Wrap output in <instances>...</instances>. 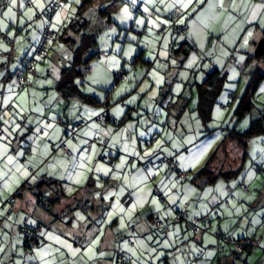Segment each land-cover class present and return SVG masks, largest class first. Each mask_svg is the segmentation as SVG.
Here are the masks:
<instances>
[{"label":"crops","instance_id":"0c3cea01","mask_svg":"<svg viewBox=\"0 0 264 264\" xmlns=\"http://www.w3.org/2000/svg\"><path fill=\"white\" fill-rule=\"evenodd\" d=\"M30 1L32 5L26 6L20 0H0V33L8 34L16 43L14 60L7 67L2 53L8 49V44L0 42L2 61L0 67L5 68L6 73L3 85H0L2 91L0 107L4 109L10 106L11 109V112H8L10 117L8 124L4 125V122L0 121L1 129L6 127L0 138V204L1 201L15 197L12 202H8L11 205L6 215L0 214V216H14L9 220L5 218L7 222L10 220L12 222L9 224V228H12L10 233L3 229V224L0 225L3 229L1 238L7 239L4 241L5 244L2 243L4 248L1 246L0 251L2 252L3 248L7 258L13 254L15 245L8 240L13 235L22 237L23 248L24 236L21 227L25 221L31 227H35L41 224V220L51 221L53 214L77 204L91 206L90 215L96 216V220L102 222L97 230L87 231L86 227L73 228V246H71L73 264L94 263V259L89 260L86 255L95 251L97 254L95 260L98 264H120L119 252H124V257L128 254L134 258L137 252H142L145 248L148 251L156 249L155 256H158V249H162L167 254L164 264H262L264 258L262 249H257L256 252L255 249L247 251L248 255L239 262L227 261L231 252L228 246H221L215 250L216 235L219 233L225 235L227 232L226 228L221 229L222 221L218 222L220 216L232 217L236 211L227 210V213L221 215L218 205H211L214 197L205 188L212 183L202 185L198 181L197 187L204 188L203 193L199 194L194 188L196 185L194 187L174 185L170 177L164 176L162 173L164 166L168 165L170 169L167 162L169 159H174L178 169L185 172L189 157L186 159L183 157V163L177 161L179 153L172 151L168 146L169 137L162 138L160 134L164 136L167 124H175V135L180 132L183 143L188 144L184 145L186 152L189 150L191 143L184 137L189 138L188 132L198 136L197 127L202 123L196 111L198 85L205 83L208 74L214 69H219L225 78L221 84L223 90L226 79L230 72L234 71V67L241 71L247 69L249 58L253 56L258 43L264 37V0H122L116 6L123 5L120 9L128 12L126 14L128 20L124 25L119 22L116 24L123 26V30L126 28L135 30L134 37L139 40L137 43L130 41L131 55L126 53V43L131 31L124 37L126 40L117 47V50L114 43L113 60L107 57V65L101 70L102 78L94 81L96 88L106 90V93L82 89L86 94L96 98V104L77 100L67 101L61 95L57 82L66 66H57L56 70L52 71L56 78L53 85L45 83L34 88L33 83L27 93L24 92L25 90L18 91L15 77L21 72L24 59L31 55L33 46L38 43L46 23L39 20L44 17L35 16L36 13L45 12L44 6L39 5L40 0ZM50 1L45 0L46 4ZM69 11H73V8ZM66 22H63L62 26H56L57 29L56 27L53 29L52 26L50 29L52 32H61L67 25ZM175 24L188 27L187 34L176 35ZM73 36V32L71 35H66L67 38ZM60 40L63 42L62 38ZM135 44H138V48L134 46ZM135 52L137 53L133 55ZM36 68L38 77L46 73V70L37 64ZM120 71H123L124 77L119 80L131 81L132 77H138V83L135 86L131 82L127 86L116 87L115 74ZM47 73L52 75L51 70ZM250 79L247 77L248 83ZM181 88L184 91L188 90L191 95L189 97L180 95L176 104L177 109L172 101L165 105L167 94L171 97L176 96L174 92L180 91ZM107 90L112 93L109 95ZM106 102L109 105H105ZM79 103L97 110L88 114L86 108ZM28 106L32 112L27 115ZM78 107H81V110L77 114ZM166 107L170 109L168 116L165 115ZM106 110L117 118L116 124L86 122L84 118L88 115L94 118ZM2 118L1 116L0 120ZM144 119H150L147 124L156 127L152 125L153 128H146ZM80 121L81 123L83 121L84 125L77 128L76 139H73L69 131L73 128V124ZM160 130L163 133H159ZM15 131L21 133L19 146H22L23 139L29 140L26 152H29L28 155L31 157L25 153L26 158L24 157L22 164L17 159L20 167H15V162L8 164V156H13V153L12 150H7L6 140L8 135L14 134ZM95 137L107 139L108 148L90 143ZM37 141H39L38 145ZM143 141H147L145 146ZM149 141L151 143H148ZM63 146L71 150L70 156ZM34 147L38 149L36 153H33ZM153 150L164 152V159L160 158L156 163L144 159ZM20 151L21 149L16 153L17 158ZM34 155L39 158L36 164L31 161L34 160ZM151 168H155L154 176L160 177L158 184L153 185L149 180ZM174 173L177 177V173ZM68 174H73L70 182H67ZM31 179L33 183L29 184ZM27 184L30 186L25 190ZM70 185L72 189L68 190ZM5 186L9 189L2 191ZM248 188L249 192L246 193L251 192L249 186ZM17 191H20V196H15ZM179 191L183 195L182 198L179 197ZM226 191L232 193L231 197L234 198L235 188L227 185ZM261 192L262 195L257 198L250 193L251 206L256 210L259 207L264 209V186ZM196 195L199 196V203L202 200L208 202L207 211L201 217L208 215L210 223L201 222V230L196 233L191 232L185 222L177 223L175 228L169 230L156 228L155 218L173 220L176 213L186 205L188 218L198 217L190 216L193 199L189 198ZM144 197H148V204L143 203ZM39 198L46 199V206L49 209L39 208ZM127 198L130 199L129 205ZM8 203L3 207L0 205V209H4ZM163 203L167 206H163ZM132 205L134 207H131ZM225 205L230 206L229 199H226ZM30 208H33L34 212L39 211L37 213L39 219L31 220L28 215ZM129 208L134 211L135 216L130 220L136 224V227H130L128 233L125 229L129 227L125 228L123 219L116 214L126 213ZM112 210L115 217L111 226L108 224V219ZM239 227L236 226L231 230L233 236L237 234ZM132 230L135 234L131 245L128 243V237ZM258 231L259 229L252 235L239 238L253 237L256 234L258 236ZM44 232L42 226L37 246L43 242V248L48 244L47 238H50L49 235L53 231L49 227L46 235ZM80 237H82L81 241L77 239ZM259 237L264 239V229ZM66 240L69 244L72 243L69 239ZM183 248L185 252H190L189 258L198 255L195 261L189 262L185 256L176 255L178 251L183 253ZM48 257V264H60L59 260H53L52 256ZM137 262L141 264L140 261ZM129 264L135 263L130 261ZM149 264L154 263L151 261Z\"/></svg>","mask_w":264,"mask_h":264},{"label":"rangeland","instance_id":"374dc122","mask_svg":"<svg viewBox=\"0 0 264 264\" xmlns=\"http://www.w3.org/2000/svg\"><path fill=\"white\" fill-rule=\"evenodd\" d=\"M51 1L53 2L54 0H51ZM51 1L48 4H46L45 0H40L39 5L41 7L44 6V9L46 12L48 8H51L50 7V4L52 3ZM83 1L84 0H65L64 3L61 4L62 0H56V2L59 3L62 7H58L53 12L51 18L44 17V18H40L39 20L40 21L43 20V22L45 21L46 23L44 24V26L49 25V27L52 26L53 29L56 26H62L63 25L62 23L65 21H67L66 24H69L71 21H73V19L77 18L76 11L78 9V6L81 5ZM104 6L105 4L103 5V3L100 4L99 2H94L92 3V5L90 6V8L85 14V17L89 19L91 22V25H90L91 32L94 33V35H96L97 42L99 45L98 50L102 52L99 53V56H98L99 58L95 59L92 62L91 72L88 73L86 77L78 79V83L82 84L80 85L82 89L94 91L95 93L97 92L98 88H96L97 86L94 81H98V79L100 80L102 78L101 70H103V68H105V66L107 65V62H106L107 57H110L111 61L113 60L112 53L114 52L112 51V49H113L114 43L116 46L115 49L117 50V47H120L122 42L126 40L124 39V37L127 35L129 31H131L130 33L131 38L129 37L127 39V43L125 42L126 47H127L126 53H130L131 55L132 52L129 50L130 41L131 43H137V41L139 40L138 38L134 37V35L136 34L135 30H130L127 28L125 30L122 29L123 26L121 25H124L126 23L125 21L128 20L126 16L128 12L127 11L125 12L124 10L120 9L123 6L122 4H120V6L118 5L119 7L117 6L113 7L111 10V17L113 18V21L115 22V24H112L110 26L108 25V27H105V28L102 27L101 26L102 24L100 22H103V21L102 19L100 21L98 11ZM71 8H73V11L70 12L69 10H71ZM39 13L41 14L44 12H39ZM39 13H36L35 16H38ZM116 22H119L121 25L116 24ZM140 31L141 30H139V32ZM61 34H62V30L61 32L52 33V41H50L47 44L46 49L43 53V56L35 55L34 54L35 46H33V49L30 52L31 56L35 58L37 66L46 70V73L44 75H40L39 77H34L32 79L35 85L34 88L40 87L45 83L48 85H53L54 80L56 78L53 76L54 74L52 73V71H55L57 66L67 67L71 65L73 54L69 53L70 47L64 44L63 42H61L60 40ZM71 34H72V31L70 30L68 35H71ZM120 35L121 37L119 39ZM134 46L138 48V44H135ZM256 49L254 50L253 55L256 53ZM95 52H97V50H95ZM136 53L137 52L133 53V55H135ZM88 56L89 54H87V57ZM250 61L251 62H247V69H245V71H241L239 69H236V67H234L235 68L234 71L230 72L229 76L226 79L225 86L223 87L222 92L218 95L217 102L214 106V109L211 112V115H212L211 119L208 120L205 124L201 121L202 122L201 125L197 127L199 131L198 136H195L193 132L191 133L188 132L189 138L184 137V139H187L188 142L191 143L190 144L191 146L189 147V150H187V152L184 146L187 143H183L180 132L178 131L179 134L177 136L175 135V129H174L175 124H167L164 136L160 134L162 138H164L165 136L169 137V139L167 140L168 146L171 147L172 151L179 153L177 157L178 158L177 161H180V163H183L182 161L183 157H185V159L186 157H189V159H187L188 166H186V168L184 169L185 172H187L189 179L185 181L178 180V178L176 177V174L175 173L173 174V172L170 171L169 166L168 165H166L167 167L164 166L162 173L164 174V176L170 177L173 180L174 185L176 184L181 185V186L182 185L184 186L193 185L192 187L196 185L194 187L197 189L196 191L199 192V194L200 192L203 193L204 188L197 187L199 186V183H198V180L197 179L194 180V178L196 177L197 173L202 169V167L205 165V163L208 161L211 154L215 150H217L220 144L227 138V136L222 133L221 131L222 128H225L226 131H228L229 129L235 128L237 131L244 133L248 130V128L250 127L251 123L254 120L263 116L264 114V78L262 79L260 85L258 86L256 90V93L253 99L254 106L252 110L241 118H239L238 115H236V110L240 103L241 97L245 89L247 88V83H248L247 77L251 78L250 73L258 69L262 73H264V56L260 59H257V58L251 59ZM0 63H2L1 60H0ZM122 63H123V60H122ZM48 70H51L52 75H48L47 73ZM5 74H6L5 68L1 69L0 67V85L1 86L3 85ZM116 82H117L115 85L116 87L118 85L127 86L131 82L133 86H135L136 83H138V77L137 78L132 77L131 81H129L128 79L125 81L124 79V80H119ZM109 90H111V88ZM109 90H107V92ZM98 91L106 93L105 92L106 90H103V89L98 90ZM24 92L27 93L28 90L26 89ZM179 92H181V94ZM108 93L110 95L112 91L111 92L109 91ZM174 95L176 96L171 97L170 94H167L165 105H168L169 102L172 101L174 103L173 104L174 107H176L177 109L176 104L179 102L178 100L179 96L183 95L184 97H189V95L191 94L188 92V90L184 91L181 88L180 91L178 90L174 92ZM231 95H234L235 98L232 99ZM1 96H2V91H0V104H1ZM33 104L34 102H32V105ZM222 104L225 107H222L221 106ZM79 105L86 108L87 110L86 113L88 114L95 112V110H97L96 108H92L86 105L84 106L80 103ZM27 109H28V112H27V115H28L32 112V110L29 109V106L27 107ZM80 110H81V107H78L76 110V113L78 114ZM8 112H11L10 106L4 109L0 107V117L1 116L3 117L2 120L0 121L2 123L4 122V125H7L9 122L8 120L10 117H8L9 115ZM165 113H166L165 114L166 116L169 115L170 109H168V107H166ZM95 117L90 118L89 115L84 116V118L86 119V122L96 123ZM43 119H47V118H43ZM144 121H145L144 125L146 126V128L148 127L153 128L152 127L153 124H150V125L147 124V122L150 121V119H144ZM5 130H6V127H3L2 129L0 127V138L3 135V131ZM158 132L163 133L162 130ZM19 136H21V133H18L15 131L14 134L8 135L7 140H6V142H8L6 145L7 150L8 151L12 150L11 152L13 153V156H8V164L10 162L12 163L15 162L14 163L15 167H20V164L23 163L22 161L24 160V157L26 158V155L28 157H31L28 155L29 152L28 153L26 152L27 151L26 147H28L29 140L25 141L22 138L23 144L22 146H19V143L21 141V138ZM146 142L143 141L144 146L146 145ZM148 143H151V141H149ZM36 144L38 145L39 141H37ZM19 149H21V151L18 153V158H17L16 153ZM37 150L38 149L34 147L35 152L33 153H36ZM167 153H171V152H167ZM246 153H247V156L242 165L244 150L241 144H239L237 141H227L218 151V154L211 165V169L213 170V173L216 175L225 174L226 176H230L231 174L233 175L237 173L240 168L241 170L237 175H234L230 177L229 179L219 178L214 183L206 186L205 188L207 192H210V195L212 194L214 197V200H211V205L213 206L217 204L218 205L217 207L219 208L218 210L220 211L221 215H223L224 212L227 213V210H229L230 212L236 211L234 216L232 217L220 216L221 219L218 220L219 223L222 221L221 229L226 228L227 232L225 231L224 232L227 235L225 234V236H227L228 238L230 237L231 239H240L239 237L252 235L258 229H259L258 236H261L262 231L264 229V209L263 207H259L258 210H256V208H253L251 206V201H250L252 199L251 196L253 194H254V198H257L262 193L261 191H263V186H264V174H258V172H256L257 166H261L264 168V133L263 132L248 139V147L246 149ZM139 155H140V151H139ZM163 155H164V152H158L156 150H153L151 151L149 155L145 156L144 159H150V160H153L154 163H156L159 161L160 158L164 159ZM135 157H137L136 154H135ZM17 159L20 161V164L18 163ZM33 159L34 160H31V161L34 164L38 163V159H39L38 156L34 155ZM35 166L37 167V165ZM154 169L155 168L153 169L151 168L149 170V173H150L149 180L150 182L153 183V185L155 183L158 184V181L160 179L159 176H154L153 174ZM64 175L66 176L67 174H64ZM68 176H69V180H67V182H70L71 178L73 177V174H68ZM32 183H33V179H31V182H29V184H32ZM29 184L26 185L25 190H27V188L30 186ZM227 185H230L233 188H235L234 198L231 197L232 193H227L226 191ZM70 186H68V190L72 189V186L71 187ZM244 186L250 187V190H251L250 193H252V195H250V193H246L249 191H245ZM7 189H9V187L5 186L2 189V191H6ZM181 191H182V188H181ZM182 196L183 195L179 191V197L182 198ZM144 198H145L144 200L142 199L143 203L148 204L149 203L147 200L148 197L147 198L144 197ZM7 199L8 198H5V200ZM189 199H193L192 203L190 202V200H188L189 203H191L190 216L191 217L198 216L202 218L201 217L202 214L205 213V211H207L206 208L208 207L207 206L208 202L206 200L205 201L202 200L199 203L200 199H199V196L197 195L191 196ZM226 199L230 200V206L225 205ZM126 201H127V205H129L130 199L127 198ZM175 201H176V198H175ZM10 205L11 204L8 203L6 207H4V209H0V214L6 215V211L8 210ZM163 206H167V205H164L163 203ZM90 207H86L83 205L78 206L77 204L70 205L64 211L53 214L51 216V221L41 220V225L43 226V230L45 231L44 235L47 234L49 227H50V230L53 231V233L49 235L50 238H47L49 242L47 245H45L44 247L45 249L43 248L44 243L41 242V244L35 248V254L31 257L26 256L23 253L22 237L20 235L18 236L13 235L12 238H8V240L11 244L15 245L14 247L15 250L13 254H11V256L7 258V254H4L5 251L3 249L4 248L3 244H5L4 241H6L7 239L6 237L1 238V233L3 232V229L9 233L11 232L12 228H9V224H12V222L11 220L10 222H7L5 218L9 220V219H12L14 216H10V217L0 216V225L1 224L4 225L3 229L0 228V247L1 246L3 247L2 252L0 251V264H48V258H49L48 256L50 257L52 256L51 258L53 260H59L60 264H73V249L71 250V246H73V228L77 229V228L86 227L87 231L97 230L100 227V223L102 222V220H96V216L90 215L92 212V208ZM131 207H134V205H132ZM39 208L49 209L48 206L43 207L41 205L39 206ZM132 210L133 209L129 208V211L127 210L126 213L116 214V216H119L121 217V219H123V226L125 228L129 227L125 229L127 230L128 233L131 230L130 227H136V224H134L130 220L131 217L133 218V216H135L133 215L134 211ZM38 212L39 211L34 212L33 208L29 209L28 215L31 218V220L39 219L37 215ZM114 217H115V214L113 213V210H112V213L110 214L109 219H108V224L111 226L113 225ZM161 219H163V217ZM51 222H52V226H50ZM73 223H74V226H73ZM236 226H240L239 231L237 232V234L233 236L232 234L233 232H231V230L234 229ZM14 233L18 234L17 232H14ZM66 239H69L70 241H72V243L69 244ZM77 239L81 241L82 237L77 238ZM189 241L190 240H188V242ZM165 245L167 246V244ZM257 249L258 250L264 249V239L262 240V244L260 248L255 247L254 251L256 252ZM156 251H157L156 249L154 251H148L145 248L142 252H137L134 255V258H131V256L128 255L126 252L127 255L125 257V260L128 264L130 263V261H132L135 264H138L137 261H140L141 264H149L151 263V261L154 264H159V263L164 264V262L167 260L166 258L167 254L163 252L162 249L159 248L158 256H155L154 254L156 253ZM231 252L228 254V257H227V261H230V262L232 260H236V262H239L245 259V256L248 255L247 252H244V254L242 253L235 254L234 252L232 253ZM188 254H190V252H185V248H183V253H181V251H178L176 255H178L179 257L185 256L189 262L195 261V259L198 257V255L197 256L192 255V257L189 258ZM169 255L171 256V253ZM86 257L90 258L89 260L94 259V263H91V264H98L97 260H95V258L97 257L96 251L91 252L90 254L88 253ZM262 264H264V262H262Z\"/></svg>","mask_w":264,"mask_h":264},{"label":"trees","instance_id":"16d2710c","mask_svg":"<svg viewBox=\"0 0 264 264\" xmlns=\"http://www.w3.org/2000/svg\"><path fill=\"white\" fill-rule=\"evenodd\" d=\"M20 1L24 2V4H26V6L32 5L30 0H20ZM64 1L65 0H62L61 4H63ZM121 1L122 0H84L83 3L78 6V9L76 11L77 18L73 19V21H71L69 24L65 25V28L63 29L60 38L63 39V43L66 42V45L70 47L69 49L71 51H69V52L73 54V58H72L71 65L65 67L62 70L60 78L57 82V88H58L59 92L61 93V95L67 101L77 100L79 102L87 103V104H96L97 103L96 98L91 96L90 94H86L85 92H83V90L80 86L82 84L78 83L79 78H84L88 75V73L91 72L92 62L95 59H97L99 56V53L102 52V51L98 50L99 45L97 42L96 35H94V33L91 32V30H90L91 22L89 19H87L85 17V14L88 11V9L90 8V6L92 5V3L99 2L100 4H102V3H103V5L105 4V6L103 8L99 9L98 14H99L100 21H101V19L103 21V22H100L102 24L101 26L103 27V25H105L104 28L108 27V25L110 26L114 23V21L111 17V10L113 7H115ZM50 7L51 8H48V10L46 12L39 14V17L42 16V17L51 18L53 12L58 7H62V6L59 3H57L56 0H54L50 4ZM46 28H48V30L50 32L49 40L45 44L44 49L42 50L41 54H38L36 50H37V47H38V45L42 39L43 32L45 31ZM70 30L74 34L73 38H67L66 37V35L69 33ZM174 32L176 35H178L177 32L175 31V29H174ZM187 32L184 35H186ZM52 33L53 32L50 30L49 25H45L43 27L42 32H41V36H40V41H38V43L36 44V46L34 48V54L35 55L43 56V53L46 49L47 44L50 41H52ZM1 34L8 36L11 40V41H5V40H2L0 38V42L2 41V42H5L8 44V49L2 53V56L4 53H7L9 51L13 52L10 62L6 58H4V56H3V58L6 61L7 67H9L10 64L12 63V61L14 60V57L16 54V43H15L14 38L10 37L8 34L0 33V36H1ZM181 36H183V35H181ZM95 50H97V52H95ZM87 54H89L88 57H87ZM263 56H264V53L262 55H257L255 53L252 57L249 58V62H251L250 61L251 59H256V58L260 59ZM31 58H34V57H32L30 55L24 59L21 72L24 71L25 62ZM34 60H35V58H34ZM33 64H34V68H35V73L28 75L29 81L31 84L29 86L22 88V89H19L17 87L18 91H24L26 89L28 90L31 86H33L32 79L34 77H38V72H37V68H36V60ZM116 74H115V79H116V81H118L119 79L117 78ZM222 74H223V72L221 70L214 69L211 73L208 74L205 83L198 85L196 111L199 114L201 121L204 124L208 120L211 119V117H212L211 112L214 109V106L217 102L218 95L221 93V91H220V90H222L221 84L223 83V79H225ZM16 77H17V75H16ZM263 78H264V73H262L259 69L254 71V72H251V79H250V81L247 85V88L245 89V91L241 97L240 103H239L237 110H236V115H238L239 118L245 116L247 113H249L252 110V108L254 106V100L253 99H254L256 90H257L258 86L260 85ZM16 82H17V79H16ZM17 86H18V84H17ZM231 98L234 99L235 98L234 95H231ZM107 104L109 105L108 102H106L105 105H107ZM221 106L225 107L223 104ZM105 112L108 113L109 116H111V117L113 116L109 112V110H106ZM115 120L116 121H114L112 118L109 117L108 121H106L104 123H99V124H105L107 122L112 123V124H116L118 122V120H117V118H115ZM82 125H84V123L82 121V124H81V121H80V122L73 124V127L75 128V130H77V128L81 127ZM221 131L224 135L227 136V138L220 144V146L217 148V150H215L211 154L208 161L205 163V165L202 167V169L197 173L196 177L194 178V180L197 179L202 185L213 183L219 177H225V178L229 179L230 177L237 175L240 172L239 171L233 175L231 174L230 176H226L225 174L216 175L213 173V170L211 169V165H212L214 159L216 158L218 151L227 141H237L239 144H241V146L244 150V154H243V162H244V160L246 159V156H247L246 149L248 147V139L259 134V133H262V132L264 133V114L262 117L254 120L251 123L248 130L244 133L237 131L235 128L229 129L228 131H226L225 128H222ZM69 134H70V131H69ZM96 144H98V143H96ZM105 148H108V146ZM243 162H242V164H243ZM257 169H259V171ZM256 172H258L259 174H264V168L261 166H257ZM15 194H16L15 196H18V195L20 196V191H17ZM8 202H10V201H1V204H0L1 207H3ZM39 204L42 206H46V199L45 198H39ZM26 223L30 228H32V230L36 229V227H37V226L31 227L27 221H26ZM38 226H41V228H42L41 224H39ZM21 229H22V227H21ZM157 229H159V228H157ZM38 234H31V237H28V235L25 234V232H23V236H24L23 252L26 256L31 257L32 255H34V250L37 247V244L39 242V240H38L39 235ZM219 235L224 237V238H228L227 236H225L223 234L219 233ZM245 238H249V237H245ZM245 238L234 239V240L239 241V240H243ZM30 241L35 242L36 247L33 249V253L31 252V253L27 254V253H25V248L27 247V245ZM221 246L222 247L228 246L232 250V252H234L235 254H241L243 252H247V251L249 252L250 250L255 249V247L254 248L253 247L252 248H244L243 251L238 252L237 250H235V248L232 245L223 244ZM258 248H260V247H258ZM263 262H264V258H263ZM126 264H127V262H126Z\"/></svg>","mask_w":264,"mask_h":264},{"label":"built area","instance_id":"2783aa9c","mask_svg":"<svg viewBox=\"0 0 264 264\" xmlns=\"http://www.w3.org/2000/svg\"><path fill=\"white\" fill-rule=\"evenodd\" d=\"M174 29L179 36L184 35L188 31V27L182 26V25H177V24H175ZM163 31H165V29H163ZM49 35H50V32H49L48 28H46L45 31L43 32L42 39H41V41L37 47V50H36L38 54H41L42 50L44 49L45 44L49 40ZM0 38L2 40H5V41H11L10 38L4 34H1ZM12 54H13V52L9 51L7 53H4L3 56H4V58H6L10 62ZM34 62H35L34 58L28 59L25 62L24 71L17 74L16 79H17V84H18L19 89H22V88L29 86L31 84L29 81L28 75L35 73V68H34V64H33ZM116 76L118 79H122L124 77L122 71L117 72ZM109 117L112 118L114 121H116L113 116L112 117L109 116V114L106 112H103L100 115H98L95 118V120L98 123H104V122L108 121ZM70 136L73 139H76V130L74 127L70 131ZM90 143H98L104 147L108 146L107 139L103 140L101 138H96V137L94 139H92L90 141ZM63 147H64L67 155L70 156L72 154L71 150L68 149L66 146H63ZM167 162L170 165L171 171L177 173L178 179H180V180L188 179V174L185 172H181L178 169L177 162H175L174 159H169V161H167ZM257 170L259 171V169H257ZM244 190L249 191L248 186H244ZM156 193H157V196L160 197V194L158 192H156ZM14 198L15 197L13 196L8 201L12 202ZM181 222H185L187 228L191 232L196 233V232H199L201 230V227H200L201 222L210 223V217L207 215V216H204L202 218L195 217V218L189 219L188 218L187 205H186L181 211L176 213L173 220H170V219L161 220L159 218H155L156 227L159 229H163V230H169L170 228H175L177 223H181ZM22 229H23V232H25V234L28 235V237H31V234H38L42 231L41 226H37L36 229L32 230V228H30L27 225L26 221L24 222ZM134 234H135V231L132 230L131 235L128 237V243L131 245L133 244ZM216 238H217V242H216V245L214 246L215 249H218L223 244H228V245H232L235 248V250H237L238 252L243 251L244 248L260 247L262 244V240H263V237H259L256 235L253 237L245 238L243 240H239V241L231 239V238H224V237L220 236L219 234L216 235ZM35 247H36L35 242L30 241L28 243L27 247L25 248V253H27V254L31 253V252L33 253V249ZM118 261L120 264H126L124 252L118 253Z\"/></svg>","mask_w":264,"mask_h":264},{"label":"water","instance_id":"95a60500","mask_svg":"<svg viewBox=\"0 0 264 264\" xmlns=\"http://www.w3.org/2000/svg\"><path fill=\"white\" fill-rule=\"evenodd\" d=\"M264 53V38L260 40V42L257 45L256 54L262 55Z\"/></svg>","mask_w":264,"mask_h":264}]
</instances>
